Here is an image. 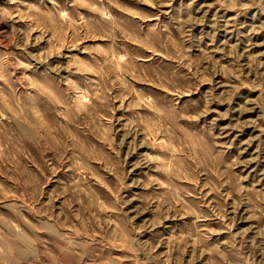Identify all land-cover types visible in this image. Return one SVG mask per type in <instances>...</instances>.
<instances>
[{
  "label": "rangeland",
  "instance_id": "374dc122",
  "mask_svg": "<svg viewBox=\"0 0 264 264\" xmlns=\"http://www.w3.org/2000/svg\"><path fill=\"white\" fill-rule=\"evenodd\" d=\"M0 264H264V0H0Z\"/></svg>",
  "mask_w": 264,
  "mask_h": 264
},
{
  "label": "bare ground",
  "instance_id": "6f19581e",
  "mask_svg": "<svg viewBox=\"0 0 264 264\" xmlns=\"http://www.w3.org/2000/svg\"><path fill=\"white\" fill-rule=\"evenodd\" d=\"M198 25V24H197ZM229 26V25H228Z\"/></svg>",
  "mask_w": 264,
  "mask_h": 264
}]
</instances>
